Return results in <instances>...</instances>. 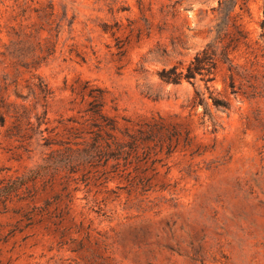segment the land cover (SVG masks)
Here are the masks:
<instances>
[{"label":"rangeland","instance_id":"374dc122","mask_svg":"<svg viewBox=\"0 0 264 264\" xmlns=\"http://www.w3.org/2000/svg\"><path fill=\"white\" fill-rule=\"evenodd\" d=\"M263 10L264 0H0V192L11 187L0 264H264ZM208 44L218 57L208 89L199 77L160 80ZM86 83L120 128L160 116L189 133L148 193L63 172L48 183L56 146L42 138L66 139Z\"/></svg>","mask_w":264,"mask_h":264},{"label":"trees","instance_id":"16d2710c","mask_svg":"<svg viewBox=\"0 0 264 264\" xmlns=\"http://www.w3.org/2000/svg\"><path fill=\"white\" fill-rule=\"evenodd\" d=\"M264 13V10H263ZM220 60L227 62L226 53ZM216 50L208 44L197 53L184 70L178 66L163 69L159 78L166 84L177 85L183 80L192 82L197 77L206 88L213 81L217 66ZM95 92V93H94ZM80 97L87 99L86 108L80 120L69 118L64 127L65 140L43 137V147L51 150L49 164L45 166L52 183L61 172L64 178L74 181L107 184L110 181H123L128 191L148 193L153 190L158 168L172 155L180 143L190 145L189 133L178 124L169 123L160 116H153L136 122L133 126L120 128L116 119L104 112V98L101 89H88L87 83L80 91ZM218 111L229 109L227 101L209 97ZM198 104L204 103L199 92L195 93ZM37 120H39L37 118ZM127 123L130 121L125 119ZM41 122L38 121V127ZM40 134L42 132H39ZM79 177L73 178L77 174ZM14 185V184H11ZM10 188H4L0 196L4 201L9 198Z\"/></svg>","mask_w":264,"mask_h":264}]
</instances>
